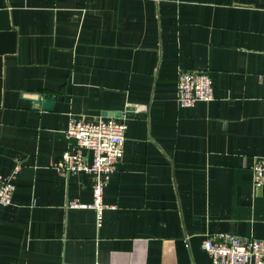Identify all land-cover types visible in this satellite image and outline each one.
Here are the masks:
<instances>
[{
    "label": "crops",
    "instance_id": "crops-1",
    "mask_svg": "<svg viewBox=\"0 0 264 264\" xmlns=\"http://www.w3.org/2000/svg\"><path fill=\"white\" fill-rule=\"evenodd\" d=\"M189 71L213 99L182 108ZM263 76L264 0H0V264H211L209 235L264 238ZM110 118L124 150L98 225L94 176L54 165L91 160L71 119Z\"/></svg>",
    "mask_w": 264,
    "mask_h": 264
},
{
    "label": "built area",
    "instance_id": "built-area-1",
    "mask_svg": "<svg viewBox=\"0 0 264 264\" xmlns=\"http://www.w3.org/2000/svg\"><path fill=\"white\" fill-rule=\"evenodd\" d=\"M264 78V76H263ZM213 99V84L205 71L180 72L177 76V102L182 108L197 102ZM126 125L115 119H98L92 122L71 119L65 130V138L90 153L88 161L81 152L65 151L54 165L63 175L89 173L94 176L93 202L88 207L96 211L97 224L101 223L103 209L102 194L107 181L123 158ZM253 181L257 188L264 185V159H257L252 167ZM15 174L0 177V207L11 205L15 190ZM72 206H81L71 203ZM203 249L211 264H264V238H250L233 234L207 236Z\"/></svg>",
    "mask_w": 264,
    "mask_h": 264
},
{
    "label": "water",
    "instance_id": "water-1",
    "mask_svg": "<svg viewBox=\"0 0 264 264\" xmlns=\"http://www.w3.org/2000/svg\"><path fill=\"white\" fill-rule=\"evenodd\" d=\"M43 100V101H42ZM34 104H39L40 102L42 103L44 108H51L53 101L48 100V99H43L42 96H38L37 99L31 100ZM141 109L140 107H135V106H128L126 109L125 116H130L129 114H133V111Z\"/></svg>",
    "mask_w": 264,
    "mask_h": 264
}]
</instances>
